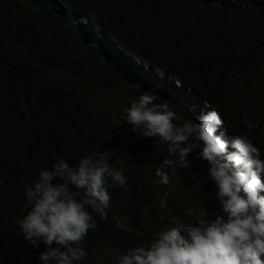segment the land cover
<instances>
[{"label":"trees","instance_id":"trees-1","mask_svg":"<svg viewBox=\"0 0 264 264\" xmlns=\"http://www.w3.org/2000/svg\"><path fill=\"white\" fill-rule=\"evenodd\" d=\"M257 65H264V0H0L3 256L11 258L25 244L16 223L23 215L24 184L60 156L74 164L107 150L129 185L128 194L109 189L111 203L123 197L155 224L170 213L180 216L184 188L158 183L154 155L160 152L152 140L131 130L125 107L95 95L124 88L128 95L155 94L157 103L175 112L187 105L188 119L196 121L209 107L224 115L218 101L227 85L260 90ZM184 93L189 98L182 104ZM96 103L102 111H95ZM236 129L262 149L257 134ZM115 211L111 204L106 219L95 214L97 226L83 244L87 257L97 242L119 251L150 242L144 229L121 227Z\"/></svg>","mask_w":264,"mask_h":264},{"label":"clouds","instance_id":"clouds-1","mask_svg":"<svg viewBox=\"0 0 264 264\" xmlns=\"http://www.w3.org/2000/svg\"><path fill=\"white\" fill-rule=\"evenodd\" d=\"M158 99L155 94L141 93L124 110V121L133 132L159 137L167 145V149L157 148L161 160L155 159L156 175L158 183L182 184L181 215L170 213L163 221L168 220L167 227L154 236L142 228L150 234L147 245L109 250L110 264H264L261 149L246 136L231 132L230 137L217 107L202 111L198 121L184 120L168 103H157ZM194 151L199 160L209 163L208 177L214 182L209 186L203 183L197 187L193 178L184 186L186 174L174 175L191 167L189 156ZM109 156L107 150L93 151L74 164L60 156L50 167L40 168L34 181L24 184L23 215L16 223L34 248L44 243L39 264H77L88 256L85 237L97 226L96 213L107 218L109 189L129 192L123 170L112 164ZM5 175L6 169H0V177ZM3 183L0 179V185ZM215 191L222 213L202 206L213 211L214 217L194 216L185 222L184 206L197 208L201 201L211 203ZM0 258H4L1 251Z\"/></svg>","mask_w":264,"mask_h":264},{"label":"rangeland","instance_id":"rangeland-1","mask_svg":"<svg viewBox=\"0 0 264 264\" xmlns=\"http://www.w3.org/2000/svg\"><path fill=\"white\" fill-rule=\"evenodd\" d=\"M253 70L257 72V75L261 80L262 86L260 87V90L248 85L244 91L239 83L235 86L227 85L221 91L222 96L219 97L218 102L225 111L222 119L229 122L231 125L233 136L240 133V131L236 129L237 125L241 129L247 131L250 135H253L254 133L257 134L262 146L261 153L264 154V124L261 126V122H264V113L261 114L259 112V109L264 112V65H257ZM160 83L164 84V81L160 80ZM128 90L129 88H124L108 95H95L94 99L96 101H102L106 105H108L107 101L111 99L112 106H117L120 109L125 107L124 109H126L131 101L138 98L140 95L138 93L128 95ZM119 95H125V99L123 101L118 100L117 96ZM188 98V94L184 93L181 97V103L184 104L183 101ZM94 109L95 111L103 110V108L97 103L94 104ZM177 110L176 113L178 116L182 117L184 120H189L187 117V112H189L187 105H183L182 108H177ZM193 119L198 121L196 117ZM230 119L233 122L230 123ZM176 122L180 123V121ZM147 139L152 140L155 148L167 149V145L164 144L159 137H147ZM154 157H158L159 160H161L160 153L154 155ZM198 158V153L194 151L189 156L191 167L187 169V171H184L183 169L174 172V175H177L178 173L186 174V177L183 180L184 186L189 184L190 178H193L194 185L197 187H202L203 183H206L207 186L214 183L208 177V161L205 159L199 160ZM262 179H264V177H262ZM216 191L212 195L211 203L201 201L197 208L184 206L185 222L191 221L194 216L214 217L215 213L213 211L202 209V206L213 207L217 213H222V209L218 206V198L215 195ZM112 199L113 197L111 196V200ZM115 201L119 202H112L111 204L116 210L114 212V217L121 227L134 231V233H136L137 230L144 228L146 231L151 232L153 236L156 232L167 227L168 220L155 224V220L149 216L148 213H144L140 209L126 204V202L123 201V197H120V200L116 199ZM19 235L25 242L23 249L14 251L11 258H0V264H39V254L41 251L45 250L44 243L41 242L39 248H34L30 242L24 239L22 232H19ZM109 250H113V252L119 251L113 244L97 242L91 251L90 257H86L83 261L77 262V264H110L111 257L108 255Z\"/></svg>","mask_w":264,"mask_h":264}]
</instances>
